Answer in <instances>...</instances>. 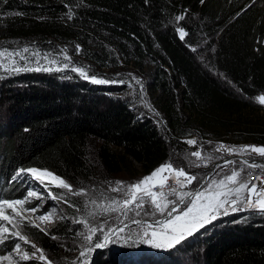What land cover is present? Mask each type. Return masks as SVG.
<instances>
[{"label":"trees","instance_id":"1","mask_svg":"<svg viewBox=\"0 0 264 264\" xmlns=\"http://www.w3.org/2000/svg\"><path fill=\"white\" fill-rule=\"evenodd\" d=\"M247 5L238 0H0V39L79 46L80 56L101 69L109 67L111 58L103 53L113 46L128 66L148 71L155 109L170 129L162 134L148 116L140 118L134 99L122 95L123 86L92 84L75 73L15 75L4 89L11 111L0 123L5 199L25 197L24 184L10 179L21 168L47 169L71 185L98 177L96 168L134 180L136 164L147 176L170 162L172 153L193 151L184 142L193 134H235L238 142L264 143V108L254 102L264 94V47L256 45L264 38V5ZM180 15L207 19L206 32L215 43L208 65L190 49L198 45L191 28L187 40L180 38L177 29L185 28L176 20ZM248 110L263 116L238 125ZM238 220L232 217L186 246L191 253L198 249L200 259L204 250L202 264H264V217ZM61 227L47 236L27 226L26 234L55 259L61 251L57 241L66 234Z\"/></svg>","mask_w":264,"mask_h":264},{"label":"rangeland","instance_id":"2","mask_svg":"<svg viewBox=\"0 0 264 264\" xmlns=\"http://www.w3.org/2000/svg\"><path fill=\"white\" fill-rule=\"evenodd\" d=\"M240 3H248V7L256 8L264 5V0H255V3L252 0H238ZM70 12L67 13V15ZM184 16L183 20L179 22L183 24L184 31L186 32L184 40L188 34V28L193 30V35L198 40V45L190 46V49L193 53L196 54L198 61L200 63H204V65H208V57L212 56L215 51V43L212 41L211 37L208 36L207 31V19L200 16ZM2 18V16H0ZM261 44L264 47V38H261V41L256 42V45ZM24 47L28 48V52H22ZM8 49L9 52H17L20 51L21 55H23L26 59L21 60L19 56H15L13 58H8L7 56L0 60V63H3L4 67L0 68V123L3 121V117L8 115L10 110V100L7 99L4 89L7 88L8 82L7 80L15 75L29 72H37V71H22L16 73L12 71L13 61H15V66L21 67H41L46 68L50 67L53 69L51 72L47 71H39V72H47V73H59L61 75H71L73 73L79 75L76 72H73L71 69L73 67H83L89 76L95 75L98 78L107 79L109 81H123V83H109L116 84L119 86L125 87V91L122 93L124 97H131L134 99V108H136V113H138L140 118H145L144 116H148V118L152 119L154 123L157 125L158 130L164 134V131H170L166 127H161V124L165 125L164 119L162 117V113L158 112L155 109L154 101L152 99V93L147 86L152 82V78L149 77V72L140 71L139 68H134L133 66H128L124 60V56L122 53L117 52L115 47L110 46L106 49L107 52L103 53L105 55H109L111 60L109 62L108 68H98V64L90 62L88 60L83 59L81 54V48L77 51V47H65L59 44H56L52 40L40 41H21V40H13V39H0V50ZM75 49V50H74ZM195 49V51H193ZM258 52L261 51V48L257 49ZM67 55L70 57V60H66L64 57ZM51 61H55V63H51ZM67 65V67H64ZM59 67L61 71L57 72L55 69ZM212 68L209 67V71ZM169 72V70H167ZM214 73V72H213ZM217 74V73H215ZM80 76V75H79ZM218 76L225 80L221 74ZM81 77V76H80ZM136 77L139 79L140 83H137L136 80L133 79ZM82 78V77H81ZM86 81H89L83 78ZM104 84V85H109ZM131 85V87L129 86ZM256 98V97H255ZM254 98V102L257 105H260L264 108V105L259 104V102ZM151 106V109L156 110L155 112L151 111L148 106ZM155 113H159L156 115ZM164 116V115H163ZM262 117L263 113L253 114L250 110L246 111L243 114L242 119L238 122V125H242L244 122H255L258 120V117ZM249 125V124H248ZM164 128V130H163ZM188 139H195L197 141L196 146L191 147L194 148L193 151L201 149L202 151V159L197 160L195 157H192L189 154L182 155L177 157V154L172 153L170 162L176 168H184L186 172L192 171L191 175L197 176V181H194L190 185H186L182 192H192L197 188H200L201 185H206L211 180H220L225 175L231 173L233 167L241 168L237 165H225V160H234L237 163L241 160L235 159L234 157L238 156H246V158L255 157L254 153H244V154H232L229 155L226 151L217 152L216 148L223 144L228 146L229 148L235 149L236 152H239L242 146L244 145H255V146H264V143L257 144L254 140L247 141H239L238 137L235 134H231L229 136H223L221 138L212 137L208 134L207 138H203L200 134H193L186 138L184 141ZM167 141V140H166ZM189 146V145H188ZM258 156V155H257ZM207 157H212L213 159L208 160ZM196 164H200V167H196ZM207 164L205 167L204 165ZM136 171L139 172L135 179H131L129 174L121 173L115 177L108 176L107 173H103V171L99 168H96L98 172V177H90L87 180H79L77 185H72L74 190L85 189L87 191V195L85 196H74L67 192L66 189H57L51 183L45 181V185L47 190L55 193L59 199L52 200L47 197V190L45 187L41 185L38 181L31 180L27 174L22 173L21 177L18 178L19 181H25L24 183V195H27L29 190H35L38 193L43 194V201L35 200V198H29L33 201L32 204L26 205V207H32L35 205L43 204V206L36 213L26 212L25 216L28 220H35V217L45 214L46 212H52V222L44 221L41 222L39 220H35V223L39 227H35V229L44 228L48 233L52 230L57 229L59 225H61V229L64 231L65 236L60 238L57 243L61 248L58 256L54 258H50L45 252V256L55 261V264H71V261L76 259L79 255V249L77 245L83 244V238L81 236H77L78 232L87 231L83 225L73 223V218H84L87 217L89 222L92 224L102 223L104 220H107L111 226H123V224L130 225L132 224V220H140L142 225H146L147 223H153L156 220H163L168 218L167 215H160L156 212L155 208L151 205L150 199L148 197H143L142 203L144 204L143 208L137 209L135 205H132L127 212V216H121L119 213H109L106 216H97L95 219L88 216V212L96 210L95 207L90 203L92 199L97 200L98 202L106 203L107 200L116 199L123 200L127 198L125 196V192L127 190V186L133 183H136L139 180H142L146 175H142V167L139 164H136ZM189 173V172H188ZM190 174V173H189ZM148 176V175H147ZM245 176V170L242 173V178ZM183 179V178H180ZM133 180V181H131ZM116 181H123L124 188L121 189L120 192H112L110 189L112 187H116ZM68 182V181H67ZM111 182V184L109 183ZM70 184V183H69ZM257 185H261L260 182L256 183ZM244 195L242 196V199ZM168 200H176L174 195H170ZM67 200L68 203H74L77 207H80L82 211L77 212L75 208H71L68 206V203H65ZM85 201H89L87 209H84ZM239 205V206H238ZM238 211L232 212L229 210V214L227 216L220 215L216 221H213L212 224L206 225L205 228L201 229L199 232L195 233L193 236L188 237L185 241L182 242L181 245H178L175 249L171 250H162V249H153L146 244L140 243L138 246L134 243L137 240V234L142 231V226H138L136 224L130 225L126 228L125 233L120 235V239L115 244H110L105 248L94 249L92 252L87 255V264L92 263H100L101 261L106 264H202L203 256L200 259L199 250L190 252L186 244H189L191 240H196V242L202 241L208 237L211 233L218 230L222 223L231 219L232 217H238V222L246 221L247 219H252L253 217H264V213L254 214L253 212H249L252 210L245 209L243 204H238ZM183 207V205H180ZM55 209V212H53ZM256 211V210H255ZM154 213L153 215H146V213ZM139 213V214H137ZM175 215V213L173 214ZM63 217V219H61ZM3 223V222H0ZM31 227L28 224L27 220L24 222L23 232L26 234V227ZM10 230L12 229L11 225H6ZM158 227V226H157ZM44 233V232H43ZM27 235V234H26ZM49 235V234H48ZM47 235V236H48ZM130 236L131 238L128 240L124 239V236ZM31 243H35L32 239H30ZM19 242L21 243L22 251H32L35 252V249L31 248L30 244H24L22 241H16L14 239L6 240L4 245H0L2 252L4 254L8 253L12 250L13 244ZM38 248H41L37 243H35ZM123 245V246H121ZM131 245V246H129ZM186 246V247H185ZM42 249V248H41ZM198 254V255H197ZM39 254L37 253L35 257L28 261H41L38 259ZM198 256V257H197ZM16 264H22L23 261L18 257H15ZM45 262V261H41ZM103 263V264H105Z\"/></svg>","mask_w":264,"mask_h":264},{"label":"snow or ice","instance_id":"3","mask_svg":"<svg viewBox=\"0 0 264 264\" xmlns=\"http://www.w3.org/2000/svg\"><path fill=\"white\" fill-rule=\"evenodd\" d=\"M7 2V0H5ZM204 0H201L203 3ZM255 3V0H252ZM19 15V14H18ZM69 19L72 18L71 13L68 16ZM184 16L180 15L176 17L177 21L183 20ZM177 31L180 34V38L186 35L183 28H178ZM77 51H79V46H77ZM195 51V49H193ZM22 52H28V48L24 47ZM13 58L19 56L21 60L26 58L21 55L20 51L9 52L8 49L0 50V60L4 57ZM66 60H70V57L65 55ZM55 63V61H51ZM4 67L3 63H0V68ZM64 67H67L65 65ZM73 72L78 73L82 78L89 80L90 83L96 85H104L109 83H123V81H109L107 79L98 78L95 75L89 76L87 71L83 67H73L71 69ZM12 71L19 73L22 71H53L52 68L46 67H21L15 66V61H13ZM55 71H61V68L57 67ZM137 83H140L139 79L133 77ZM131 87V85H129ZM259 104L264 105V94H261L255 98ZM151 109V106H148ZM159 115V113H155ZM27 131V129H25ZM187 145L194 147L197 144L195 139H188L184 141ZM226 151L229 155L232 154H256L259 157L264 158V146L255 145H244L241 147L239 152L235 149L229 148L226 145H219L216 148L217 152ZM192 157L197 160L202 159V152L200 150H195L190 153ZM208 160L213 159L212 157H207ZM234 160H226L225 165H236ZM242 165H246L249 169H264V163H258L255 160H242L239 162ZM200 164H196V167H200ZM205 167L207 164L204 165ZM29 173L31 177L41 183L42 186L45 185V181L51 183L57 189H66L68 193L74 196H85L87 191L83 188L74 190L73 186L69 184L65 179L56 175L55 173L47 169L39 168H28L19 169L13 179L21 177L22 173ZM243 168L233 167L230 174L225 175L220 180H211L206 185H201L200 188L195 189L192 192H177L175 188L170 189V191L165 194L164 191L156 192L153 189L159 187L163 189L166 182L171 178L178 184L181 188L186 187V185L192 184L197 181L196 175H191L185 171L184 168H176L172 162H166L160 167L154 169L148 176H145L142 180L127 186L125 196L127 198L123 200L110 199L106 203L98 202L92 199L90 203L95 207L96 210L88 212V216L95 219L97 216H106L109 213H119L121 216H127V212L132 205H135L137 209L143 208L144 204L141 202L143 197H148L150 199L151 205L155 208L156 212L160 215H167L168 218L163 220H156L153 223H147L142 225L140 220H132L133 224L142 226V231L137 234V240L134 241L137 246L140 243L146 244L153 249L171 250L175 249L178 245H181L188 237L193 236L195 233L199 232L201 229L205 228L206 225L212 224L216 221L220 215L227 216L229 210L232 212L238 211V204H243L246 208H253L261 213H264V189L258 188L257 184H251L247 178H242ZM167 173L168 175H165ZM249 176L253 173H249ZM183 178V179H180ZM255 178L264 184V176H255ZM111 184V182H109ZM116 187H112L110 190L112 192H120L124 188L123 181H116ZM242 194L244 198L242 199ZM167 195H174L176 200H168ZM257 199L254 201L253 196ZM47 197L52 200H58L59 197L50 190H47ZM29 198H35V200L43 201L44 197L42 193H38L35 190H29L27 195L22 199H0V245H4L6 240L14 239L16 241H22L24 244H30L29 237L24 234L23 226L24 222L27 220L31 227H39L35 220L41 222L48 221L52 222V212H46L45 214L35 217V220H28L25 216L26 212L36 213L43 206V204L35 205L32 207H26V205L32 204L33 201ZM65 203H68L65 200ZM89 201H85L84 209H87ZM183 205V207H180ZM68 206L75 208L77 212L82 211L80 207H77L74 203H68ZM55 212V209H53ZM175 213V215H173ZM139 214V213H137ZM154 213H146V215H153ZM63 219V217H61ZM73 223L81 224L87 230L85 232L76 233L77 236L83 238L84 243L77 245L79 249V255L76 259L71 261V264H87V255L94 249L105 248L110 244H115L119 241L120 235L125 233L127 224L123 226L113 227L107 220H104L99 224H92L89 222L87 217L84 218H73ZM6 225H11L10 230ZM158 226V227H157ZM41 232L46 235L49 233L44 228H39ZM53 240L58 239L57 236L52 235ZM130 236H124L125 240L130 239ZM123 246V245H121ZM131 246V245H129ZM31 248L35 249L32 251H22L21 243L16 242L13 244L11 251L4 255H0V264H16L15 257L20 260L28 261L36 256L38 253V259L45 261V264H55V261L48 259L45 256L44 250L38 248L35 243H31Z\"/></svg>","mask_w":264,"mask_h":264},{"label":"built area","instance_id":"4","mask_svg":"<svg viewBox=\"0 0 264 264\" xmlns=\"http://www.w3.org/2000/svg\"><path fill=\"white\" fill-rule=\"evenodd\" d=\"M161 127H164V125L163 124H161ZM200 151H201V149H199ZM202 152V151H201ZM255 157H253L252 156V158H246V156H238V157H234L235 159H238V160H255L256 162H258V163H264V158H262V157H259V156H257V155H254ZM227 160H229V159H227ZM226 161V160H225ZM236 165L237 166H239V167H241V168H243L244 170H245V176H244V178H247L248 180H249V182H250V185L251 184H256L257 182H259L256 178H255V176H264V169H249V168H247L246 167V165H242V164H240L239 162L238 163H236ZM249 173H253V175H251V176H249L248 174ZM261 187H263L264 188V184H261L260 185ZM172 188H175L176 190H177V192H181L183 189L178 185V184H176L175 183V181L173 180V179H169L167 182H166V185H165V187L163 188V189H160L159 187H157V188H155V189H153L154 191H156V192H159V191H164L165 192V194H167L169 191H170V189H172ZM170 195H167V198L169 197Z\"/></svg>","mask_w":264,"mask_h":264},{"label":"crops","instance_id":"5","mask_svg":"<svg viewBox=\"0 0 264 264\" xmlns=\"http://www.w3.org/2000/svg\"><path fill=\"white\" fill-rule=\"evenodd\" d=\"M165 175H168L167 173H165ZM251 186V185H250ZM258 188H260V189H264L263 187H261V186H259L258 185ZM242 196H243V194H242ZM257 199V197L254 195L253 196V200L255 201ZM239 206V205H238ZM245 209H248V210H256V209H253V208H246L245 206H243ZM256 211H258V210H256Z\"/></svg>","mask_w":264,"mask_h":264},{"label":"water","instance_id":"6","mask_svg":"<svg viewBox=\"0 0 264 264\" xmlns=\"http://www.w3.org/2000/svg\"><path fill=\"white\" fill-rule=\"evenodd\" d=\"M142 223H145V222H142ZM130 225H133V223H132V224H130ZM130 225H128V227H129ZM91 263H92V261H91ZM91 263H90V264H91Z\"/></svg>","mask_w":264,"mask_h":264},{"label":"bare ground","instance_id":"7","mask_svg":"<svg viewBox=\"0 0 264 264\" xmlns=\"http://www.w3.org/2000/svg\"><path fill=\"white\" fill-rule=\"evenodd\" d=\"M31 176V175H30Z\"/></svg>","mask_w":264,"mask_h":264}]
</instances>
